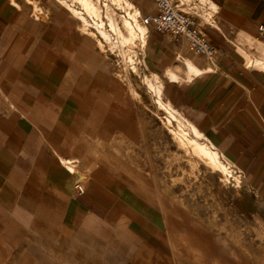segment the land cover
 Instances as JSON below:
<instances>
[{"label":"rangeland","instance_id":"obj_1","mask_svg":"<svg viewBox=\"0 0 264 264\" xmlns=\"http://www.w3.org/2000/svg\"><path fill=\"white\" fill-rule=\"evenodd\" d=\"M123 1H127L128 8L140 9L141 21L156 10L155 0H99L112 41L117 34L108 25L105 12L110 8L111 15L118 19L125 16ZM172 1L195 18L199 30L198 22H210L217 10L211 0ZM62 2L67 7L73 5V11L82 7L79 0ZM0 4L18 11L11 16L19 23L18 45L26 52L27 68L41 73L50 70L54 91L65 83L55 97L66 96L62 116L69 130L65 142L57 148L67 171L68 188L52 195L58 197V205L51 207L50 215L60 214L67 227L88 232L81 239L84 250L89 246L92 255L102 259L100 264H136L132 258L137 253L145 257L146 264H264V187L246 176L237 163L235 173L230 168H214L194 152L191 138L203 139L201 133L192 134L185 120L195 124V116L188 108L172 103L178 111L177 116L173 115L160 96L162 105L158 104L145 74L158 73L159 80L164 82L162 97L166 99L165 81L171 77L160 70L162 67L149 54L148 43L139 40L141 33H136L131 43L135 49L138 42L140 51L135 59V49L130 63L124 52L128 45L112 46L98 31L97 36L91 35L95 16L84 13L86 24L74 12L83 21V28L87 27L86 32L75 23L42 24L27 0H0ZM50 7L51 12L60 9L53 0ZM242 38L247 52L262 54L255 37ZM177 52H182L178 60L182 59L184 65L189 58L208 61L207 56L192 50L187 42ZM171 118L177 127L169 126ZM75 120L77 125L69 126ZM97 144L99 157L94 149ZM79 147L83 149L82 156L77 152ZM67 159H76L72 162L75 172L69 170ZM236 174L241 180L239 186L235 183L239 180ZM135 178L162 191L169 190L177 199L170 216L152 210L150 203L142 205L145 212L155 213L145 223L132 220L130 225L149 247L137 241L134 244L139 250L126 251L116 246L111 214L116 204H128L124 197ZM77 182L84 185L83 192L77 189Z\"/></svg>","mask_w":264,"mask_h":264},{"label":"crops","instance_id":"obj_2","mask_svg":"<svg viewBox=\"0 0 264 264\" xmlns=\"http://www.w3.org/2000/svg\"><path fill=\"white\" fill-rule=\"evenodd\" d=\"M27 1L42 24L75 23L84 29L83 21L73 15L75 10L87 14L82 5L80 10L73 11V5L67 7L62 0H53L60 9L51 12L50 0ZM91 1L103 13L99 0ZM211 3L217 10L210 22L198 24L216 46L214 57H207L208 61L189 58L184 65L182 59L178 60L182 52L177 51L187 40L172 34L168 37L170 33L150 30L145 24L148 32L139 40L148 43L149 54L162 67L160 70L171 77L165 81L168 99L162 97L164 82L159 80L158 73L149 71L145 79L152 84L159 105L160 96L177 113L172 103L194 114L195 124L185 121L196 127L200 139L218 151L227 168L235 173L237 163L246 176L264 187V0ZM11 8L0 4V264H100L102 259H96L89 246L86 250L82 246L81 239L88 232L67 227L60 214L50 215L51 207L58 205V197L52 195L68 188L67 171L57 148L65 142L69 130L62 116L66 96L55 97L62 87L53 90L50 70L41 73L27 68L26 52L18 45L19 23L11 16L18 11L13 8L12 12ZM106 10L105 14L111 9ZM93 28L91 35L97 36L96 25ZM242 35L255 37L262 54L247 52ZM135 49L136 59L140 51L138 42ZM126 55L130 62L129 53ZM133 67L136 69V64ZM76 125L75 120L69 126ZM169 126L177 127L172 118ZM94 149L101 156L99 144ZM77 152L82 156V147ZM75 160L65 161L73 172ZM78 175L83 176L81 170ZM237 177L235 183L239 186L241 180ZM134 181L124 197L128 204H116L111 214L116 246L126 251L138 248L134 244L137 241L148 246L130 225L132 220L145 223L155 213L145 212L142 205L150 203L152 210L170 216L177 199L169 190L152 187L142 179ZM136 255L132 258L134 263L146 264L145 257ZM103 260L106 263L107 258Z\"/></svg>","mask_w":264,"mask_h":264},{"label":"bare ground","instance_id":"obj_3","mask_svg":"<svg viewBox=\"0 0 264 264\" xmlns=\"http://www.w3.org/2000/svg\"><path fill=\"white\" fill-rule=\"evenodd\" d=\"M79 1L81 5L83 6V8L85 9V11L87 12V15L96 17L97 29L96 28L95 29L98 31V33H100L101 36L105 40L111 43L112 46L128 45V48H127L128 53H129L128 57L129 59L132 60L133 54L135 53V49L131 45V43H134L135 38L137 36L136 33L137 34L141 33V35H145L148 32V27L140 19L141 17L140 11L138 9L128 8L127 6L129 5L126 4L127 1L125 2L123 1L121 2V4L123 3V5L125 6V16L118 19L116 15L114 14L111 15L110 11H108V13L105 14V16L108 19V25L111 26V28H113L117 34L116 39L113 38V41H112L111 34L106 29V23L104 19L102 18L103 13L101 12V9L91 0H79ZM75 12L77 14H80V18L87 24V18L85 15H83L84 13H79L77 11ZM85 28L87 29V27ZM120 76L124 80H126V76H124L123 74H121ZM163 103L165 104L167 110H169L173 115L177 116L175 113L176 111L173 110L172 106L169 103L165 101ZM185 124H188V123L185 121ZM190 131L192 132V134H200V132L193 125H190ZM183 133L186 134L187 132L184 131ZM191 143H192L194 152L203 156L214 168H220L223 170L227 168V165L221 160V157L219 156L218 151L213 149L208 144V142L192 137ZM82 186L84 187L83 184Z\"/></svg>","mask_w":264,"mask_h":264},{"label":"built area","instance_id":"obj_4","mask_svg":"<svg viewBox=\"0 0 264 264\" xmlns=\"http://www.w3.org/2000/svg\"><path fill=\"white\" fill-rule=\"evenodd\" d=\"M155 4L156 10L143 17L144 24L158 31L170 33L177 39L183 37L195 52L208 58L214 57L216 46L197 28L193 16L172 0H155ZM76 187L80 192L85 189L79 182L76 183Z\"/></svg>","mask_w":264,"mask_h":264}]
</instances>
